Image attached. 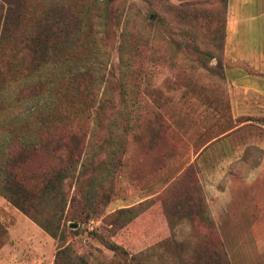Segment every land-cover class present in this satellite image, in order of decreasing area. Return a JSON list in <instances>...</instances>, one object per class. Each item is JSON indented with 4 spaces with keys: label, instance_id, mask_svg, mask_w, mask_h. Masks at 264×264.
<instances>
[{
    "label": "rangeland",
    "instance_id": "obj_1",
    "mask_svg": "<svg viewBox=\"0 0 264 264\" xmlns=\"http://www.w3.org/2000/svg\"><path fill=\"white\" fill-rule=\"evenodd\" d=\"M23 1L27 14L18 35L38 19L42 6L64 2L79 13L81 46L70 52L57 46L55 54L68 52L76 60L62 68L88 69L95 106L88 119L79 108L65 112L73 119L71 131H85L91 145L81 148L65 181V204L43 207L59 218L63 241L0 196V264H56L55 253L66 246L81 264H185L203 231L195 236L179 220L182 212L171 207L184 192L174 195L167 188L181 178L191 196L199 185L228 262L264 264V73L224 61L223 0ZM259 25L264 27V19ZM127 31L133 48L120 56L119 36ZM262 31L234 44L261 48ZM6 35L0 55L17 54L20 38L11 29ZM10 58L1 61L4 68ZM17 68L0 77L4 105L10 106L0 111V142L26 116L28 102L13 103L20 88L61 71L44 67L25 76ZM81 87L76 96L70 93L78 103L90 97ZM67 97L63 93L61 101ZM103 97L117 102V147H97L103 135L91 137L92 110ZM128 104L133 112L126 118ZM126 121L131 130L123 136ZM78 149L57 147L55 154L29 159L58 170ZM104 239L125 254L108 250Z\"/></svg>",
    "mask_w": 264,
    "mask_h": 264
},
{
    "label": "trees",
    "instance_id": "obj_2",
    "mask_svg": "<svg viewBox=\"0 0 264 264\" xmlns=\"http://www.w3.org/2000/svg\"><path fill=\"white\" fill-rule=\"evenodd\" d=\"M109 1L111 0H107V2ZM24 4L25 1L23 0H0V45L2 41L10 38L6 35L10 29L15 34L13 37L20 38L19 52L17 54L8 52L6 56L13 55L14 59L10 58L8 61H4L6 63L5 68L1 61L6 56L0 55V77L3 78L4 73L13 71L15 67H18L19 69H17L25 76H30L44 67L60 68L61 71L53 73L49 71L42 76L34 77L35 80L28 81L25 86L20 88L16 101H13L14 104L20 100L28 103H26L25 118L16 125L18 130L15 132V127L9 128L12 135L5 137L0 142V196L50 237H57L59 242H62L63 230L59 228V218L55 212L44 213L43 207H51L53 203L60 207L65 204V181L75 168V162H77L81 148L91 145V140L85 141V131H71L70 125L73 119L72 117L70 119L65 112H77L80 109L83 112L81 114H84L83 116L88 119L89 116L86 114L95 106V95L90 91L92 85L90 84L91 76L88 69L62 68L64 61L68 63L76 61L68 59L71 58L68 52L80 47L83 42L80 39L82 24L81 18L78 16L79 13L67 7L64 2L53 6L49 5L46 9L42 6L39 15L37 14L38 19L27 30H24L23 34L18 35L20 18L27 14ZM224 5L225 0H223L221 11L222 17ZM132 36L130 31L120 34L118 46L120 56L125 53V49L133 48ZM223 36L222 24L221 50ZM134 45L136 46L135 43ZM57 46H61L60 49L68 52L59 58L55 54ZM1 50L3 49L0 46ZM129 62L128 59L125 60L127 66ZM80 87L82 92L90 96L83 100L84 103L83 101L78 103L71 96V94L76 96V91ZM1 89L0 111L10 107L8 104L4 105ZM63 93H68L70 96L67 97L66 101H61ZM50 95L53 99L48 97ZM30 101H34L36 104L31 105ZM127 108L125 117L129 118L133 109L130 104ZM92 114L91 137L94 132L103 135L95 142L97 147H117V102L103 97L92 110ZM130 130L131 125L126 121L122 128L123 136H128ZM57 147H78L79 149L73 157L68 156L67 163L58 170L42 169L38 163H32L29 159L30 154L39 153L46 156L55 154ZM196 188V194L191 196L188 193L189 184L182 178L174 179L167 188L170 192L174 191V195L177 193L180 195L181 191L184 192L183 199L170 201L173 210L183 213L180 214L179 220H184L189 227L188 230L195 236V232H204L196 236L198 238L197 244L191 250L188 260L186 259V262L182 263L229 264L215 225L205 214L204 196L197 182ZM131 210L127 209L124 212L129 213ZM103 244L115 254H125L124 249L111 240L104 239ZM67 251L66 246L55 253L56 264L82 263L78 257L69 255L70 253Z\"/></svg>",
    "mask_w": 264,
    "mask_h": 264
},
{
    "label": "crops",
    "instance_id": "obj_3",
    "mask_svg": "<svg viewBox=\"0 0 264 264\" xmlns=\"http://www.w3.org/2000/svg\"><path fill=\"white\" fill-rule=\"evenodd\" d=\"M263 19L264 0H225L221 54L228 65H241L251 71L264 73V45L261 48L250 46L238 48L234 44L235 39H246L252 33L254 39L257 38L254 35L256 31L264 32V27L259 25Z\"/></svg>",
    "mask_w": 264,
    "mask_h": 264
}]
</instances>
